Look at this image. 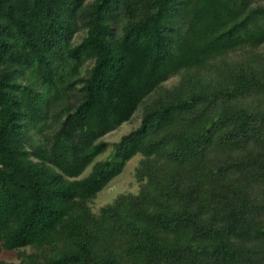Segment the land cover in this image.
Masks as SVG:
<instances>
[{
	"label": "trees",
	"instance_id": "1",
	"mask_svg": "<svg viewBox=\"0 0 264 264\" xmlns=\"http://www.w3.org/2000/svg\"><path fill=\"white\" fill-rule=\"evenodd\" d=\"M0 248L264 264V0H0Z\"/></svg>",
	"mask_w": 264,
	"mask_h": 264
},
{
	"label": "rangeland",
	"instance_id": "2",
	"mask_svg": "<svg viewBox=\"0 0 264 264\" xmlns=\"http://www.w3.org/2000/svg\"><path fill=\"white\" fill-rule=\"evenodd\" d=\"M176 79L170 80L167 84L175 82ZM138 120L135 117L131 122L122 124L117 130L103 137L102 141L108 142L109 144L118 141L123 135L128 134L130 131L138 127ZM112 154V148H108L106 152L98 156L95 162L105 160ZM139 157L135 156L132 158L123 169L122 173L112 181L109 186L98 194L96 200L93 202V208L98 209L100 206L111 202L117 195L122 193H136L138 189L137 182L134 178V169L138 164ZM91 170L89 166L83 176L88 174ZM17 262L16 252L3 251L0 248V262Z\"/></svg>",
	"mask_w": 264,
	"mask_h": 264
}]
</instances>
